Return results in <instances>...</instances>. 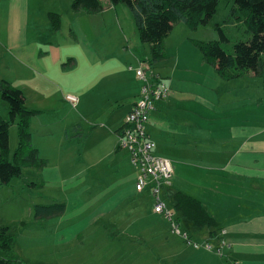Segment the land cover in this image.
<instances>
[{"label": "crops", "instance_id": "0c3cea01", "mask_svg": "<svg viewBox=\"0 0 264 264\" xmlns=\"http://www.w3.org/2000/svg\"><path fill=\"white\" fill-rule=\"evenodd\" d=\"M44 2L0 0V80L21 90L26 105L40 112L30 128L33 146L48 160L41 169L54 164L56 174L66 180L110 163L103 175L111 173L116 182L106 203L111 216L98 222L115 230L113 254H127L131 243L139 241L123 264H262L264 253L252 251L264 246V214L255 209L252 191L264 179V76L245 73L223 80L203 56L181 61L187 51L181 54V43L171 35L166 38L163 71L155 75L169 95L156 104L146 132L155 154L173 163L170 189L200 200L219 229L226 230L222 256L215 252L221 233L211 236L209 229H194V238L189 236L201 244L211 242L214 250L195 249L154 218L163 215L155 213L150 189L137 192L139 173L118 148L143 83L98 40L93 25L103 14L69 10L70 28L62 21L54 29L49 14L56 12L43 11ZM70 95L78 98L77 107L67 100ZM76 165L77 172L66 177ZM65 213L66 205L63 215L50 221Z\"/></svg>", "mask_w": 264, "mask_h": 264}, {"label": "rangeland", "instance_id": "374dc122", "mask_svg": "<svg viewBox=\"0 0 264 264\" xmlns=\"http://www.w3.org/2000/svg\"><path fill=\"white\" fill-rule=\"evenodd\" d=\"M70 1L45 0L42 10L52 9L53 12L59 13L61 21L65 23L64 28L69 29L72 20L68 17V14L69 10L73 11L70 5L67 7ZM103 2L105 10L108 9L101 11L103 16L98 15L100 19H97L93 25L99 35L98 40H103L106 43L109 55H114L120 61L125 60L129 72L131 74L136 73L137 76V70L142 68V62L151 56L150 46L142 43L135 19L128 5L113 6L110 0H101L102 5ZM235 6L234 0H221L213 20L207 26H200L197 30L182 22L175 24L170 34L171 39L181 43L182 49L179 51L181 54L187 51L186 56L180 55V60L189 62L193 57L197 59L198 56H203L200 49L201 42L220 41L223 49L227 53L233 54L235 44L240 41H249L251 34L246 24L239 21L236 16H231ZM119 18L121 19V25L116 20ZM217 25H220L228 42L221 40ZM124 32H126V36L122 35ZM166 42L165 40V44ZM174 47L177 49L178 46ZM164 61L153 65L152 69L147 71L149 78L155 73H162ZM130 68H133V71H130ZM247 100L241 99L240 102ZM0 113L4 119L9 118V107L2 100L1 92ZM17 145L18 126L15 124L10 129L11 158ZM123 156L125 157V155ZM46 161L48 165V160ZM44 167H25L23 175L14 179L11 185H0V226L9 227L13 235L16 236V252L9 256L11 259L17 260L15 264H123L122 261L126 257H133L131 251L135 249L139 241L135 240L131 243L127 254L124 251L113 254L116 249L112 245L115 241L113 235L115 230L109 231L111 225L105 226L103 224H106V222H98L103 215L111 216L106 213V203L108 195L113 191L112 188L116 182L111 173L103 175L110 169V163L66 180L60 179L59 175L56 174V165L51 164L47 167V170L41 169ZM78 167L76 165L72 173L67 174L66 177L75 174ZM132 167L136 169L134 166ZM90 176H92L91 179ZM94 176H97V179ZM62 177L65 176L62 175ZM257 183L262 186L258 187L256 193L252 191L253 201L255 202V209L264 214V179ZM241 189L244 191V186ZM165 198L168 208L175 213L177 218V214L172 207L174 205L173 199L167 196ZM55 203L66 205V213L61 219L56 222L35 219L36 205ZM119 203H122V200ZM118 217H122V214L119 213ZM154 218L170 225L164 215ZM179 222L182 229L186 230L187 225L182 224L180 220ZM137 228L139 227L136 224L134 230L136 231ZM221 234V241H224L225 245L218 252L221 247V243H219L215 252L222 256L223 247L227 245L224 237L226 230L222 229ZM261 234V232L257 233L256 237H261ZM205 244H211V242ZM211 245L213 246V244ZM194 248L196 249V247ZM252 252L264 253V246L254 249ZM0 255H4L1 250ZM237 256L238 254L234 252V257L237 258ZM223 257L226 258L227 256ZM125 264L138 263L128 261ZM151 264L155 263L151 262Z\"/></svg>", "mask_w": 264, "mask_h": 264}, {"label": "trees", "instance_id": "16d2710c", "mask_svg": "<svg viewBox=\"0 0 264 264\" xmlns=\"http://www.w3.org/2000/svg\"><path fill=\"white\" fill-rule=\"evenodd\" d=\"M220 1L110 0V3L113 6L121 4L129 6L142 43L150 46L151 56L142 62V67L145 66L147 72L152 69L153 65L166 59L165 40L173 31L175 24L182 22L195 30L200 26H207L213 20ZM234 2L236 6L231 16H236L239 21L246 24L251 34L250 40L235 44L233 54L227 53L220 41L201 42L203 60L215 67L219 77L223 80L239 78L245 73L264 76V0H234ZM72 10L99 13L103 11V5L101 0H73ZM49 17L53 28L59 29L62 22L61 15L50 13ZM217 30L221 40L228 42L220 25H217ZM153 76L161 80L160 76L155 74ZM0 92L2 100L9 107L8 119H4L0 113V185L9 186L14 179L23 175L25 167H44L47 161L40 157L39 151L32 143L31 120L40 112L30 109L26 105L24 93L9 81L0 80ZM140 99L141 94L130 113ZM15 124L18 126V145L11 158L10 129ZM164 195L173 199L177 219L189 223L186 231L193 238L196 231L194 229H209L211 236L217 235L218 232L221 233L222 229L217 226L216 219L205 209L200 200L170 188L164 191ZM35 208V219L37 220L54 219L61 217L65 212V204L61 203L36 205ZM221 240L222 234L219 243ZM185 244L188 245L187 242ZM0 250L4 254L0 255V264L17 262L9 257L16 252V236L6 226H0Z\"/></svg>", "mask_w": 264, "mask_h": 264}, {"label": "built area", "instance_id": "2783aa9c", "mask_svg": "<svg viewBox=\"0 0 264 264\" xmlns=\"http://www.w3.org/2000/svg\"><path fill=\"white\" fill-rule=\"evenodd\" d=\"M137 76L143 81L141 99L127 116L126 124L120 133L119 141V149L128 154L132 165L139 173L136 190L142 193L151 185L154 211L157 214L164 215L169 220L171 234L181 237L184 242L193 247H205L209 251L213 250L211 244L199 245L192 240L187 231L182 229L175 213L168 208L163 192L172 185L174 166L168 158L155 154V143L147 134L146 125L149 121V114L155 111L158 102L167 99L169 91L159 78L155 76L149 78L144 67L137 70ZM67 100L73 107H77L79 103L76 96H67ZM220 243L221 247L218 249V252L225 245L224 241Z\"/></svg>", "mask_w": 264, "mask_h": 264}, {"label": "clouds", "instance_id": "9594fccd", "mask_svg": "<svg viewBox=\"0 0 264 264\" xmlns=\"http://www.w3.org/2000/svg\"><path fill=\"white\" fill-rule=\"evenodd\" d=\"M144 69H145V68H144ZM132 70H133V69H132ZM142 83H143V82H142ZM148 122H149V121H148ZM149 137H150V136H149ZM150 138H151V137H150ZM152 141H153V140H152ZM153 142H154V141H153ZM118 148H119V147H118ZM172 179H173V177H172ZM171 186H172V185H171ZM171 186H170V187H171ZM170 187H168V188H170ZM168 188H166V189H168ZM166 189H165V190H166ZM165 190H164V191H165ZM163 195H164V192H163ZM164 197H165V196H164Z\"/></svg>", "mask_w": 264, "mask_h": 264}, {"label": "bare ground", "instance_id": "6f19581e", "mask_svg": "<svg viewBox=\"0 0 264 264\" xmlns=\"http://www.w3.org/2000/svg\"><path fill=\"white\" fill-rule=\"evenodd\" d=\"M150 181H151V180H150ZM150 181H149V182H150ZM149 189H150V191H151V185L149 186ZM188 235H189V234H188ZM189 237H190V236H189Z\"/></svg>", "mask_w": 264, "mask_h": 264}, {"label": "water", "instance_id": "95a60500", "mask_svg": "<svg viewBox=\"0 0 264 264\" xmlns=\"http://www.w3.org/2000/svg\"><path fill=\"white\" fill-rule=\"evenodd\" d=\"M144 68H145V66H144Z\"/></svg>", "mask_w": 264, "mask_h": 264}]
</instances>
